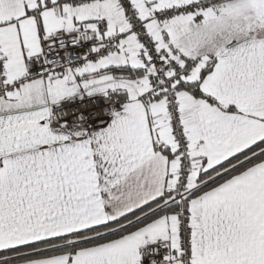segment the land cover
<instances>
[{
    "label": "snow or ice",
    "instance_id": "1",
    "mask_svg": "<svg viewBox=\"0 0 264 264\" xmlns=\"http://www.w3.org/2000/svg\"><path fill=\"white\" fill-rule=\"evenodd\" d=\"M0 264H264V0H0Z\"/></svg>",
    "mask_w": 264,
    "mask_h": 264
}]
</instances>
